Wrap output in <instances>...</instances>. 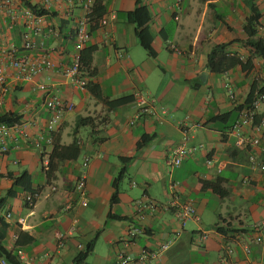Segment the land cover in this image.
<instances>
[{"label":"crops","instance_id":"1","mask_svg":"<svg viewBox=\"0 0 264 264\" xmlns=\"http://www.w3.org/2000/svg\"><path fill=\"white\" fill-rule=\"evenodd\" d=\"M96 1L101 2L108 21L99 23L84 45L94 49L91 68L95 77L86 79L97 84L109 101L128 99L113 110L85 89L72 86L64 74L76 54L72 33L85 15L83 0H72L70 5L58 1L47 10L55 16L42 17L38 31L25 27L20 17L22 2L15 7L17 21L11 29L10 18L0 11V53L11 46L18 54L24 53L22 34L28 33L35 45L30 54L35 58L44 55L56 65L32 82L16 80V72L5 65L0 113L19 116L25 137L12 133L7 153H0V197L11 187L7 174L27 172L37 191L32 208H25L24 194L18 193L0 210L6 264H23L24 260L29 264H74L80 249L94 238L85 264H114L118 253L129 256L130 264H221L225 244L233 249V264H264V172L249 162L253 156L264 164V132L258 135L252 128L243 129L249 140L259 138L257 147L236 148L228 136L239 115L235 108L243 104L252 83L264 79V61L240 43L243 24L250 15L245 0H181L177 9L173 6L176 0H145L155 57L146 54L134 26L127 21L136 0L92 3ZM255 5L261 15L257 34L264 38V0H255ZM220 44H227V54H236L243 62L249 59L250 69L236 66L222 74L210 72L207 55L212 46ZM38 83L47 90H38ZM136 92L164 109V114L158 113L161 121L139 113ZM52 94L71 102L74 110L48 134L44 102ZM228 114L227 122L218 119ZM258 116L264 118L263 108ZM82 119H88L85 126ZM183 121L189 146L203 149L172 166L170 151L181 140L179 124ZM74 134L80 156L61 163L48 181L42 166H46L52 146L69 145ZM48 136L49 144L45 142ZM142 136L150 140L137 150ZM84 158L89 159L86 207L80 205L74 191ZM123 160H128L126 172L112 204V182L124 166ZM206 160L211 161L209 166ZM204 182H217L224 196L204 187ZM139 200H151L156 208L138 209ZM185 203L194 206L197 219L181 226L174 213ZM7 213L10 219L5 218ZM217 227L227 228L226 235L216 232ZM133 229L140 232L129 239L127 234ZM202 231L208 233L207 239L195 241ZM256 237L261 238L260 243L254 242ZM165 243L167 249L160 251ZM241 243L249 245L248 254ZM150 253L156 257L139 260Z\"/></svg>","mask_w":264,"mask_h":264},{"label":"built area","instance_id":"2","mask_svg":"<svg viewBox=\"0 0 264 264\" xmlns=\"http://www.w3.org/2000/svg\"><path fill=\"white\" fill-rule=\"evenodd\" d=\"M31 3V5L38 6L44 10H49L53 5L60 0H27ZM68 5L71 4L72 0H64ZM85 3V15L78 23L75 29V50L76 54L73 57L71 64L65 70V76L70 79L72 86L77 89L84 90L88 80L86 78H82L78 74L79 68V53L83 50L84 45L89 39V35L86 29V17L89 13V8L92 5V0H83ZM181 0H176L174 2V7L177 9L179 7V3ZM21 1L20 0H0V11L4 12L11 20V24L8 25V28L11 29L12 25L16 23L17 17L15 13V7L19 5L20 7ZM21 8V19L24 20V25L28 29L34 28L35 30H39L40 24L42 22V17H35V15L26 7ZM111 19L114 18L113 15L109 16ZM177 20V17H174ZM107 17H103L100 21L101 25H105L107 23ZM264 21V17H263ZM35 45L32 41V38L28 33L22 34V45L21 49L24 53L18 54L17 48L15 46H11L8 51H3L0 54V107L2 105V98L4 93V84L6 80L5 74V65H8L16 72V80L25 81V82H32L38 75L42 74L44 71H53L56 68L55 63L50 60L46 56H41L35 58L30 53L33 51ZM172 47V46H171ZM175 50V47H172ZM36 88L41 91H46L47 87L43 83H38ZM135 101L139 107L140 114H147L150 116H154L156 119L161 121V116L159 114H164V109L156 108L150 104L139 92L134 94ZM44 106L48 115V119L46 122V131L48 134L54 132L56 126L62 119V117L66 113H71L74 110V105L66 100H63L58 94H52L48 98L45 99ZM264 109V93L257 94L248 108H244L240 111L237 120L231 125L228 131V136L232 138V144L236 148H244L247 145L251 147H257L259 144V138H253L251 140L243 133V129L246 127L252 128L254 132L258 135L264 132V118H261L257 123H255V119L259 113L260 109ZM159 113V114H158ZM179 128L181 131V140L177 143L170 151L171 155V165L172 166H179L183 160L191 156L196 151L202 150L203 146L199 145L196 147L189 146L190 136L188 134V128L185 121L179 124ZM12 133H19L22 136L24 135V129L21 123L14 124L13 126L9 127L6 125H0V153L5 154L8 151L7 148V139L11 137ZM46 143H51V137L48 136L45 139ZM249 162L252 168H257L260 171L264 172V164L257 163L255 157L250 156ZM208 166L211 164V161L206 160L205 162ZM89 166V159L84 158L81 166H80V174L75 183L74 191L80 197V205L83 207L87 206L85 194H86V172ZM221 169L218 170L220 172ZM32 199L31 195H27L25 200L30 203ZM136 207L140 208H147V209H154L156 208V204L149 200L147 202H143L141 200L136 202ZM67 209L70 208L68 205ZM175 218L181 226H184L186 223L197 219L196 211L194 206L191 203H185L180 205L175 210ZM10 213L5 215L6 219H10ZM255 229L258 226H254ZM140 231L137 229H133L128 232L127 237L133 238L136 234ZM208 233L207 232H200L194 238L195 241H205L207 239ZM261 238L256 237L254 239L255 243H260ZM168 247V243L163 244L160 247V251L166 250ZM241 249L246 254L249 253V245L247 243H241ZM233 253V249L230 245L225 244L223 248V255L221 258V264H233L230 260V257ZM149 258H155L156 253L150 254H142L140 256L141 261H144ZM21 259V258H20ZM131 258L126 256L123 253H118L117 258L114 264H130ZM7 261L5 258H0V264H6ZM23 264H29V261L24 260Z\"/></svg>","mask_w":264,"mask_h":264},{"label":"trees","instance_id":"3","mask_svg":"<svg viewBox=\"0 0 264 264\" xmlns=\"http://www.w3.org/2000/svg\"><path fill=\"white\" fill-rule=\"evenodd\" d=\"M23 3V6L29 8V10L35 15V17H54L55 13L44 10L38 6L31 5V3L27 0H20ZM145 0H136L135 1V8L133 11L127 13L126 18L129 24L133 25L135 28L136 38L146 52V54L150 57H155V52L151 46V38L148 34L147 30V23L150 20V14L144 5ZM100 1L93 2L91 7L89 8V13L86 17V29L89 37L93 32L98 29L99 23L105 14L104 8L101 6ZM245 4L249 9L250 15L246 18L242 31L244 34V39L240 41V43L249 50V52L257 58H260L264 61V38H261L257 34V26L260 21L261 15L260 12L255 5V0H245ZM75 37V34L72 33ZM237 42V41H236ZM239 42V41H238ZM227 44H220L212 46L210 52L207 55L206 59V68L214 73V74H222L227 72L228 70L240 66L243 71H247L250 69L251 63L250 60L247 59L246 61H242L239 56L236 54H227L226 53ZM94 49L92 48H84L79 53V68L78 74L82 78H93L95 77V73L91 68L92 64V54ZM85 90L93 97L97 102L102 103L104 106L107 107L108 110H113L121 105H124L128 99H120L116 101H109L108 99L104 98L101 94V91L97 84L93 82L87 83ZM264 93V79L254 81L250 87L249 93L245 97V100L242 105L235 108V111L240 113L241 110L244 108H248L251 103L253 102L255 96L257 94ZM239 116V115H238ZM226 119V122L229 119L228 115H223L218 119ZM88 119H82L80 123L85 126V122ZM260 120L259 116L257 115L255 119V123ZM20 123V117L11 114V113H0V125L6 126H13L14 124ZM225 123V122H224ZM89 125V124H87ZM81 126V125H80ZM92 127V126H90ZM76 134L73 135V140L69 145H53L51 151L47 156V164L46 166H42V170L45 174L46 179L49 181L51 180L58 166L68 160H76L81 153V149L78 144V140L75 137ZM150 137L142 136L136 143V149L140 150L144 148L147 143L149 142ZM128 160H123L124 166L121 167L117 177L112 182L113 187V195L111 197V203H115L117 201L119 183L125 176L126 172V162ZM5 178L11 181V187L5 192L3 196L0 197V210L5 206L6 200L9 198H14L18 193L24 194V206L27 209L33 207L37 191L33 189L32 177L27 172H22L21 174L14 176L7 174ZM204 187L210 188L213 192L218 194L220 197L224 196V192L220 188L217 182H204ZM27 195H31L32 199L31 202L28 203L25 200ZM0 223H3L1 220ZM6 228L5 225H2V230ZM227 228H216V232L225 236L227 233ZM3 236L0 232V258L8 259V253L2 247L1 241ZM94 238L92 241L88 242L80 252L77 254L75 259L73 260L74 264H85L88 256L93 250ZM17 243L19 240L16 241Z\"/></svg>","mask_w":264,"mask_h":264}]
</instances>
